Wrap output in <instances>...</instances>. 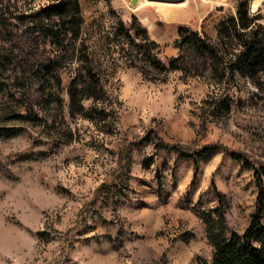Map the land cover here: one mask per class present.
<instances>
[{"label": "rangeland", "instance_id": "1", "mask_svg": "<svg viewBox=\"0 0 264 264\" xmlns=\"http://www.w3.org/2000/svg\"><path fill=\"white\" fill-rule=\"evenodd\" d=\"M52 1L0 0V18L13 24L0 23V127L16 132L0 136V264L210 262L213 246L199 214L222 215L225 234L241 233L258 175L264 184V99L250 77L230 72L235 43L219 65L187 48L183 70L164 72L116 28L123 21L141 42L140 24L167 63L181 55L182 26L220 47V22L236 16L238 0L139 7L79 0L77 45L88 46L104 86L97 105L106 121L70 115L68 87L80 65L71 51L62 55L59 86L33 82L38 59L52 47L30 38L18 16ZM252 1L249 14L264 24V14L251 13ZM26 109L30 117L19 119ZM213 145L218 149L197 161L183 156Z\"/></svg>", "mask_w": 264, "mask_h": 264}, {"label": "trees", "instance_id": "2", "mask_svg": "<svg viewBox=\"0 0 264 264\" xmlns=\"http://www.w3.org/2000/svg\"><path fill=\"white\" fill-rule=\"evenodd\" d=\"M248 1L238 0L236 16L220 22V47L218 48L208 44L197 31L186 26L180 27L178 32L181 55L167 63L158 58L157 43L149 38L147 30L140 24L136 28L138 31L136 37L140 38L141 42L134 41L130 28H127L123 21H119L116 30L121 38L138 47L142 60L151 64L158 71L164 72L183 70L185 49L187 48L191 53L219 65V61L224 59L230 46L235 43L240 49L230 58L228 65L230 72L233 75L237 72L250 77L260 99H264V24L258 21L260 14H249ZM9 14L8 12L7 17ZM18 17L21 19L20 23L29 32L30 38L34 36L45 48L47 45L52 47L50 54L40 56L37 66L31 73L34 84L39 85L41 81L55 80L59 86L62 55L71 51L72 57H75L80 65L68 87L69 113L72 117L79 115L89 120L106 121L108 114L105 112V108L97 105L104 97V86L94 69L88 46L84 42L80 46L77 45L81 37L83 23L79 0H53L38 10L29 14H20ZM6 20L0 18V23L6 27L13 25ZM2 59L0 58V63H4ZM84 100H91L92 103L85 107ZM219 102L223 108L229 109L227 102ZM29 114V110L26 109L23 114H19L17 117L28 119ZM15 133L14 128L0 127V136H10ZM164 147L177 149L176 146L167 144ZM215 149H218V146H207L198 152L183 156L194 157L197 161ZM229 154L233 159L244 160L249 164L242 154L236 152ZM196 178L197 174L194 175L192 185ZM257 186L258 194L254 210L247 227L241 233L232 231L228 235L225 234L226 224L222 215L215 217L209 212L199 214L206 224L208 241L213 246L211 261H204L202 264H264V184L259 175ZM159 187L161 188V183H159Z\"/></svg>", "mask_w": 264, "mask_h": 264}, {"label": "bare ground", "instance_id": "3", "mask_svg": "<svg viewBox=\"0 0 264 264\" xmlns=\"http://www.w3.org/2000/svg\"><path fill=\"white\" fill-rule=\"evenodd\" d=\"M139 2V3H138ZM150 1H148V0H137V2H136V4L138 3V5L136 6V7H139V6H141L142 4H146V3H149ZM259 2H260V0H253L252 1V7L253 8H256L258 5H259ZM164 4H166V5H171V4H173V3H164Z\"/></svg>", "mask_w": 264, "mask_h": 264}, {"label": "water", "instance_id": "4", "mask_svg": "<svg viewBox=\"0 0 264 264\" xmlns=\"http://www.w3.org/2000/svg\"><path fill=\"white\" fill-rule=\"evenodd\" d=\"M148 1H157V2H162V3H181L184 2L185 0H148ZM137 0H129L130 5H135Z\"/></svg>", "mask_w": 264, "mask_h": 264}, {"label": "built area", "instance_id": "5", "mask_svg": "<svg viewBox=\"0 0 264 264\" xmlns=\"http://www.w3.org/2000/svg\"><path fill=\"white\" fill-rule=\"evenodd\" d=\"M250 11L251 13H254V14L258 12L264 14V0H261L259 2V5L256 8H251Z\"/></svg>", "mask_w": 264, "mask_h": 264}, {"label": "crops", "instance_id": "6", "mask_svg": "<svg viewBox=\"0 0 264 264\" xmlns=\"http://www.w3.org/2000/svg\"><path fill=\"white\" fill-rule=\"evenodd\" d=\"M185 1H186V4H187L189 0H185ZM185 1H184V2H185ZM182 3H183V2H182ZM186 4H184V5H186ZM174 5H178V4H174ZM182 6H183V5H182ZM153 195H154V197H157V191H156V190L154 191ZM157 207H160V206H157ZM142 209H148L147 205L144 206V207H142Z\"/></svg>", "mask_w": 264, "mask_h": 264}]
</instances>
